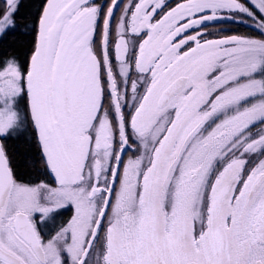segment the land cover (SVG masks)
<instances>
[{"label":"snow or ice","instance_id":"1","mask_svg":"<svg viewBox=\"0 0 264 264\" xmlns=\"http://www.w3.org/2000/svg\"><path fill=\"white\" fill-rule=\"evenodd\" d=\"M32 6L0 54V264H264V0Z\"/></svg>","mask_w":264,"mask_h":264},{"label":"trees","instance_id":"2","mask_svg":"<svg viewBox=\"0 0 264 264\" xmlns=\"http://www.w3.org/2000/svg\"><path fill=\"white\" fill-rule=\"evenodd\" d=\"M39 2L40 0H21L20 15L26 17V19L18 20V28L15 34L9 35L3 41H0V54L7 52L9 55L24 58V54L28 51L33 39L30 34V26L33 23L32 14L36 11V8L32 5ZM232 27L236 28L237 26L233 25ZM239 31L242 34H255L251 29L244 26H239ZM9 151L17 173L24 179L34 177L36 173L32 167L33 152L31 147L23 141H14L9 144Z\"/></svg>","mask_w":264,"mask_h":264}]
</instances>
